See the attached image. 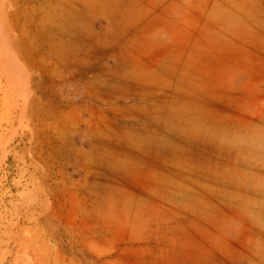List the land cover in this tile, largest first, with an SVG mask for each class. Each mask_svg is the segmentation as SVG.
Here are the masks:
<instances>
[{"label": "rangeland", "instance_id": "obj_1", "mask_svg": "<svg viewBox=\"0 0 264 264\" xmlns=\"http://www.w3.org/2000/svg\"><path fill=\"white\" fill-rule=\"evenodd\" d=\"M0 264H264V0H0Z\"/></svg>", "mask_w": 264, "mask_h": 264}]
</instances>
